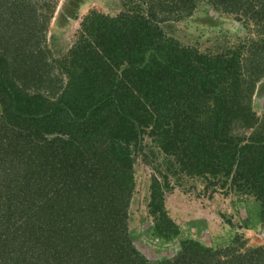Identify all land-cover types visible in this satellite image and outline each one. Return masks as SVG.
<instances>
[{
  "label": "trees",
  "instance_id": "1",
  "mask_svg": "<svg viewBox=\"0 0 264 264\" xmlns=\"http://www.w3.org/2000/svg\"><path fill=\"white\" fill-rule=\"evenodd\" d=\"M131 1L117 15L90 10L82 26L95 43L80 32L60 63L46 57L56 2L40 12L33 0H0V264H264V248L228 253L193 238L175 259L152 262L128 212L148 134L180 170L251 185L243 192L261 201L264 222V125L251 115L264 54L203 53L170 33L201 2L264 33V0ZM40 72L51 78L46 91ZM204 96L211 113L201 123ZM162 188L153 177L149 205L159 210ZM161 212L153 228L170 238L179 227Z\"/></svg>",
  "mask_w": 264,
  "mask_h": 264
},
{
  "label": "rangeland",
  "instance_id": "2",
  "mask_svg": "<svg viewBox=\"0 0 264 264\" xmlns=\"http://www.w3.org/2000/svg\"><path fill=\"white\" fill-rule=\"evenodd\" d=\"M33 2L40 5V12L43 11L45 3L56 2L48 33V45L52 54L47 53L46 57L50 59L55 57L60 63L62 60L65 61L71 48L76 45L80 32L87 37L84 42L90 40L95 43L93 36H89L88 31L82 26V21L90 10L97 9L102 13L117 15L130 9V5L134 3L131 0H33ZM207 20H210V25L206 23ZM213 23L215 26H212ZM171 24L174 30H170V33L180 41L181 46L198 47L201 52L212 55L227 53L228 49L238 50L248 58L253 56L255 49L264 54L259 43L260 40L263 43L264 33L257 22L242 16L218 17L205 2L199 4L193 15L177 22L172 21ZM254 41H257V46ZM49 70L52 78L61 69L56 66ZM38 76L40 80L45 79V87L42 90L46 91L47 85L51 84V78L45 72H40ZM243 78L245 81L248 79L247 82L255 79L252 73L245 74ZM66 81L67 79L64 82ZM203 91L207 92L206 89ZM206 98L208 102L211 101L208 96L199 101L203 106L200 108L204 110L194 109L195 116H200L198 121L201 123H205L211 113L207 111L209 105L203 103ZM253 114L254 127L264 125V72L252 93L251 115ZM143 146L145 147L142 151H136L134 154L137 186L128 212L131 238L135 246L150 261L175 259L182 250L183 241L191 238L214 250L224 249L228 252L231 249L234 250L233 253L264 248V222L259 221L263 210L261 201L253 194L243 192L251 185L245 183L240 186L235 183L234 178L226 175L224 176L229 179L227 182L221 180L217 183L213 179L214 184L203 176L180 170L175 164L172 166L175 162L174 157L162 152L158 143L148 134H145ZM153 177H156L163 187L164 205L161 210L166 211L179 227L178 233L170 238L161 236L153 228L162 214L161 210L149 205V189ZM9 249L11 248L7 250ZM220 255L224 260L228 254ZM10 256L14 257L13 254ZM19 257L18 253L17 258Z\"/></svg>",
  "mask_w": 264,
  "mask_h": 264
}]
</instances>
